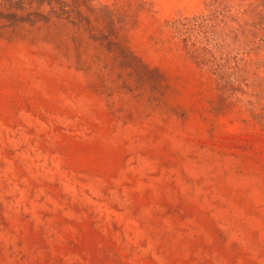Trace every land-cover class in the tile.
<instances>
[{"label":"rangeland","instance_id":"rangeland-1","mask_svg":"<svg viewBox=\"0 0 264 264\" xmlns=\"http://www.w3.org/2000/svg\"><path fill=\"white\" fill-rule=\"evenodd\" d=\"M58 1L0 4V264H264V0Z\"/></svg>","mask_w":264,"mask_h":264},{"label":"trees","instance_id":"trees-1","mask_svg":"<svg viewBox=\"0 0 264 264\" xmlns=\"http://www.w3.org/2000/svg\"><path fill=\"white\" fill-rule=\"evenodd\" d=\"M57 2L61 6L59 9H56L54 5ZM35 3H37L36 6ZM45 3L51 6L50 11L47 13L40 11L42 5ZM0 4L9 5L26 12L23 15L10 14L15 19V24L17 25L29 24L32 27L38 26V28H42L60 21L75 22L70 19V11L65 8L67 6L66 2H59L58 0H0Z\"/></svg>","mask_w":264,"mask_h":264}]
</instances>
